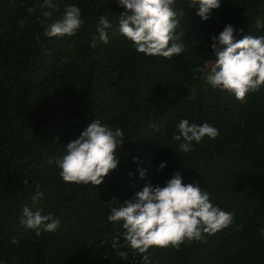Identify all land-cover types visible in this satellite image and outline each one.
I'll return each instance as SVG.
<instances>
[{
    "label": "trees",
    "instance_id": "1",
    "mask_svg": "<svg viewBox=\"0 0 264 264\" xmlns=\"http://www.w3.org/2000/svg\"><path fill=\"white\" fill-rule=\"evenodd\" d=\"M42 4L0 0V260L142 264L124 243L125 230L107 221L109 203L130 200L147 183L163 186L179 171L183 183L207 190L234 221L179 249L150 248L151 264H264V87L241 102L213 91L200 73L193 78L194 68L214 62L211 37L225 25L237 39L264 36V0H221L207 21L177 0L175 42L185 51L171 59L135 52L117 31L124 9L115 0H52V8L44 6L52 11L49 22L66 5L80 7L85 21L74 37L59 39L44 35ZM29 7L36 8L32 15ZM102 15L112 23L107 45L96 32ZM182 118L207 122L219 134L179 152L172 134ZM92 119L124 132L119 164L98 186L63 182L56 161ZM25 205L59 218V228L37 237L21 224Z\"/></svg>",
    "mask_w": 264,
    "mask_h": 264
},
{
    "label": "clouds",
    "instance_id": "2",
    "mask_svg": "<svg viewBox=\"0 0 264 264\" xmlns=\"http://www.w3.org/2000/svg\"><path fill=\"white\" fill-rule=\"evenodd\" d=\"M183 2L196 6V15L202 21H207L211 12L221 5V0ZM115 3L124 9L119 14L117 31L130 42L137 54L171 59L185 51L183 43L175 42L179 23L174 8L177 0H115ZM44 6L52 8V0H43L40 8L46 37H74L85 23L77 5H66L62 16L52 22H49L52 11L44 10ZM35 11V7L27 9L29 15ZM19 23L23 25L24 22ZM111 28L112 23L107 16L98 18L96 32L100 43H109L108 30ZM235 31L231 24H227L217 36L211 37L210 46L215 60L205 67L194 68L193 78L200 73L199 78L213 91H226L243 102L246 94L264 87V36L248 34L237 39ZM90 47H96V38ZM218 134V129L207 122L197 124L182 118L175 124L172 140L177 142V151L189 153L194 142L199 144L204 137L214 140ZM124 142L125 134L120 127L113 128L99 119L90 120L76 139L65 144L64 154L56 161L61 180L92 187L102 184L105 177L117 168L119 160L115 150ZM166 166L167 162L162 161L159 169ZM138 173L139 178L145 177L144 169H138ZM39 195L42 193H34L33 202ZM109 205L107 221L125 230L121 234L124 243L139 255L142 264H151L150 248L179 249L181 244L200 241L204 234H215L234 221L231 212L212 203L207 190L197 184L183 183L179 171L163 186L147 183L130 200L118 203L113 197ZM21 224L34 230L39 237L42 231L55 232L60 220L51 213L33 212L25 205ZM259 236L264 237V228L260 229ZM118 239L113 238L114 247L119 246ZM0 264L4 261L0 260Z\"/></svg>",
    "mask_w": 264,
    "mask_h": 264
}]
</instances>
